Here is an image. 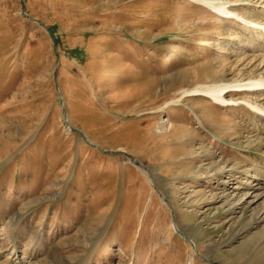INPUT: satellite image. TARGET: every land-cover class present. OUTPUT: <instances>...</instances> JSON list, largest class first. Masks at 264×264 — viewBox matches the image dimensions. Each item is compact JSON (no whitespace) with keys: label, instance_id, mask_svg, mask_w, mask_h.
Masks as SVG:
<instances>
[{"label":"rangeland","instance_id":"374dc122","mask_svg":"<svg viewBox=\"0 0 264 264\" xmlns=\"http://www.w3.org/2000/svg\"><path fill=\"white\" fill-rule=\"evenodd\" d=\"M250 31L199 0H0V264H264V88L194 90L264 78Z\"/></svg>","mask_w":264,"mask_h":264},{"label":"bare ground","instance_id":"6f19581e","mask_svg":"<svg viewBox=\"0 0 264 264\" xmlns=\"http://www.w3.org/2000/svg\"><path fill=\"white\" fill-rule=\"evenodd\" d=\"M199 1L204 2L207 5H209L218 14H227V15H232L233 17L238 16L239 19H241L242 21H245V23L248 24V26L251 29L250 32H252V34H257L258 32H262L260 34V37L264 38V35H263L264 34V26H262L259 23H255V24L248 23L247 22L248 20L246 18H244L241 15L236 14L235 11H232L231 9H229L228 6H226L224 4V2H222L220 0H218V1H216V0H199ZM236 88H240V89H236ZM263 88H264V78H258V79H250L248 81L246 80L244 82H239V81L219 82V83H214V84L209 85V86L208 85L204 86V87L202 86V87L196 88L194 90H197V91L201 92L202 94L210 96L213 100H215L221 104H224V103L233 104V103H230V102H232L233 99H227V97H226L227 92H230L233 90H243V91L259 90V89H263ZM226 89H228V90H226ZM244 104H246V106L251 108L258 115L264 117V107H262L259 103L254 102L251 99H245ZM247 183H248V181L245 184H247ZM254 196L256 197L257 195H254ZM254 200H255V198H254ZM233 204H234V202H233Z\"/></svg>","mask_w":264,"mask_h":264}]
</instances>
